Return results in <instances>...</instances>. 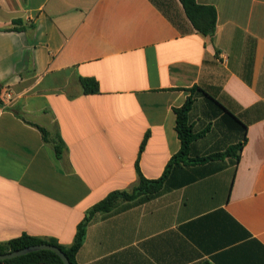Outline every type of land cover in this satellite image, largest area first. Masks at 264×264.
I'll return each instance as SVG.
<instances>
[{
  "label": "crops",
  "instance_id": "crops-1",
  "mask_svg": "<svg viewBox=\"0 0 264 264\" xmlns=\"http://www.w3.org/2000/svg\"><path fill=\"white\" fill-rule=\"evenodd\" d=\"M0 0V242L75 240L111 192L162 177L180 152L175 109L198 86L205 156L244 143L240 160L191 168L198 180L92 224L78 264H264V0H197L216 9L214 40L179 0ZM81 78L100 93L85 95ZM10 93L11 100L5 99ZM60 134L59 159L42 132Z\"/></svg>",
  "mask_w": 264,
  "mask_h": 264
},
{
  "label": "trees",
  "instance_id": "trees-1",
  "mask_svg": "<svg viewBox=\"0 0 264 264\" xmlns=\"http://www.w3.org/2000/svg\"><path fill=\"white\" fill-rule=\"evenodd\" d=\"M165 13V15L176 25V15L173 14L168 6L152 0ZM186 19L192 26L193 30L200 33L210 40H214L217 28V11L212 6L200 5L197 0H179ZM83 93L85 95H94L100 93V84L95 78L80 79ZM191 93L185 104L175 109L177 117V132L181 141V150L174 155L168 162L165 171L159 179L149 180L144 177L140 170L139 161L143 153L148 135L144 138L136 162L138 174V182L128 190H119L111 192L106 198L92 206L87 212L83 221L77 228L75 240L70 246H63L54 239L32 237L22 235L11 241L0 242V254L21 250L34 245L48 244L61 249L72 264H78L76 257L78 252L84 245L88 228L100 221L110 218L116 214H120L130 208L141 206L156 198L165 195L172 190L182 188L198 180V178L190 172L194 166L217 160H225L234 158L240 160V152L244 143L233 145L224 152H217L205 156L196 155L195 143L197 139L204 136L205 133H197L193 123V113L196 109L197 97L202 96L204 113L208 115L210 120L217 119L222 115L225 117L231 115L230 112L212 95L198 86H194L189 90ZM3 102L0 98V107ZM36 126L44 137L46 143L53 145L56 156L61 159L67 148L60 134H51L46 128ZM0 264H64L62 259L52 251L34 252L13 260L0 261Z\"/></svg>",
  "mask_w": 264,
  "mask_h": 264
},
{
  "label": "water",
  "instance_id": "water-1",
  "mask_svg": "<svg viewBox=\"0 0 264 264\" xmlns=\"http://www.w3.org/2000/svg\"><path fill=\"white\" fill-rule=\"evenodd\" d=\"M44 250L52 251L56 253L62 259L64 264H72L61 249H59L56 246H52L48 244L34 245V246H30V247H27L21 250H16V251L5 253V254H0V261L13 260V259L28 255L34 252H39V251H44Z\"/></svg>",
  "mask_w": 264,
  "mask_h": 264
},
{
  "label": "built area",
  "instance_id": "built-area-1",
  "mask_svg": "<svg viewBox=\"0 0 264 264\" xmlns=\"http://www.w3.org/2000/svg\"><path fill=\"white\" fill-rule=\"evenodd\" d=\"M1 98V97H0ZM5 99H7V100H11V95H10V93H6L5 94ZM2 100V99H1ZM2 102H3V105H4V101L2 100Z\"/></svg>",
  "mask_w": 264,
  "mask_h": 264
}]
</instances>
